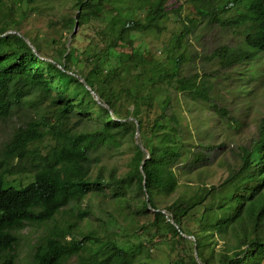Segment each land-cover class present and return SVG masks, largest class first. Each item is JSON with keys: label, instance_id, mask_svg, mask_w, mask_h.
<instances>
[{"label": "trees", "instance_id": "obj_1", "mask_svg": "<svg viewBox=\"0 0 264 264\" xmlns=\"http://www.w3.org/2000/svg\"><path fill=\"white\" fill-rule=\"evenodd\" d=\"M40 1L0 0V119L23 104L42 111L0 147V264H16L24 226L42 228L27 264H161L153 252L164 264H264V113L226 176L205 184L204 146L182 111L185 99L227 114L208 98L209 78L182 69L194 28L239 3L224 24L248 26L247 50L213 55L222 69L240 65L264 52V0H191L198 20L190 25L170 0H68L55 18H44ZM40 19L54 54L43 52L37 30H24ZM170 22L178 31L154 53L135 45ZM124 145V172L100 165L102 148ZM191 173L196 184L166 204L179 175Z\"/></svg>", "mask_w": 264, "mask_h": 264}, {"label": "rangeland", "instance_id": "obj_2", "mask_svg": "<svg viewBox=\"0 0 264 264\" xmlns=\"http://www.w3.org/2000/svg\"><path fill=\"white\" fill-rule=\"evenodd\" d=\"M170 1L180 5L177 18V20L180 18L179 22L190 25L188 20L191 18H194L195 21L198 20V16L194 14L195 6L198 5L194 1ZM69 4L68 0H42L38 3L39 7L44 8V18H55ZM236 8H240L239 3L232 7L233 10L221 15L217 14L220 22L207 23L206 19L203 20L194 28L187 39V45H185L187 60L182 63V69L186 74H198L209 78L208 98L224 108L227 113L224 117H218L201 102L194 103L185 99L182 101L183 123L186 130L194 136L193 141L204 146L207 169L204 170L202 177L205 184H215L226 176L227 165L233 164L240 149L247 148L255 138L257 126L264 113V52H258L254 59L228 69L220 68L218 58L213 55L221 47H225L226 51H232V53L247 50L244 36L248 32V26L224 24V21L231 18L230 16L240 11ZM44 20L40 19V22L37 23L31 21L25 23L24 30H37V39L43 43V52L46 55L54 54L55 46L51 43L53 36L45 31L42 25ZM177 31L176 26L170 22L167 24V31L158 39H154L153 36H136L135 45L139 50L141 48L149 53H154L164 43L167 44L172 33ZM74 32L78 34L79 38L84 33L78 28ZM65 38L67 47L71 35H64ZM87 40L86 37L77 39L75 46L82 49L86 46ZM78 65L81 64L78 63ZM41 115V109L23 104L20 108L14 109L8 117L0 119V147L10 139L17 127L22 126L30 119H38ZM40 149L43 148L40 146ZM199 150L201 148H196L194 151ZM97 154L100 157V165H104L106 168H116L119 172L126 170L131 156L129 147L125 145L118 149L102 148ZM178 182L177 191L166 200V204L183 193L185 185H195L196 174L191 173L188 177L179 175ZM162 205L163 202H160V209H162ZM41 234L42 228L32 226H24L17 232V245L14 248L16 264L28 263L33 252V245ZM153 255L157 256L161 264H164L163 255L156 252H153ZM155 261H157L156 258Z\"/></svg>", "mask_w": 264, "mask_h": 264}, {"label": "water", "instance_id": "obj_3", "mask_svg": "<svg viewBox=\"0 0 264 264\" xmlns=\"http://www.w3.org/2000/svg\"><path fill=\"white\" fill-rule=\"evenodd\" d=\"M76 28H77V23H75L74 31H75ZM8 33H15V34L19 35L18 32H11V31H9ZM24 40H25V42L27 43V45H28L29 47H31V49L34 51V49H33L32 45H31V43H30L27 39H24ZM36 55H38V54H36ZM80 81L83 82L82 79H81ZM87 89H89V88L87 87ZM91 94L94 96V99L99 103L97 95H96L93 91H91ZM102 106L105 107V108H108L107 105H105V104H102ZM109 113L112 114L111 110H109ZM128 120H134V119H132V118H128ZM137 130H138V127H137V125H136V132H135V143H136V144H138V140H137V139H138V138H137V136H138V131H137ZM160 212L163 213V214L165 215V217H168L164 210L160 209ZM168 221H169L174 227H177V226L175 225V223H174L171 219H168ZM183 236H184L185 238H187V239L191 238L190 236H187V235H183ZM194 257H195V259H197L196 251H195V250H194ZM197 263H198V264H201L199 260H197Z\"/></svg>", "mask_w": 264, "mask_h": 264}]
</instances>
